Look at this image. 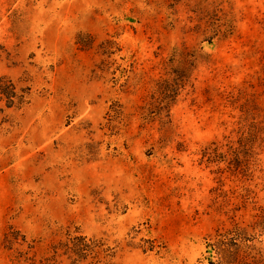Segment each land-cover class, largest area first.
<instances>
[{
	"label": "rangeland",
	"instance_id": "obj_1",
	"mask_svg": "<svg viewBox=\"0 0 264 264\" xmlns=\"http://www.w3.org/2000/svg\"><path fill=\"white\" fill-rule=\"evenodd\" d=\"M0 78V264H264V0H0Z\"/></svg>",
	"mask_w": 264,
	"mask_h": 264
},
{
	"label": "trees",
	"instance_id": "obj_2",
	"mask_svg": "<svg viewBox=\"0 0 264 264\" xmlns=\"http://www.w3.org/2000/svg\"><path fill=\"white\" fill-rule=\"evenodd\" d=\"M0 98L5 99L7 106L23 103V95H18L15 91V86L9 81H5L4 78H0ZM259 130L255 122L244 123L238 128V135L235 140L228 135L225 136V143L217 144L212 142L208 154L212 156L211 158L214 161H226V169L231 174H240L242 178H245L249 173L250 158L254 155L253 144L257 138H264L259 136ZM222 146H225L223 152L220 151ZM256 216L259 217V221L264 227V208H260V213L256 214Z\"/></svg>",
	"mask_w": 264,
	"mask_h": 264
}]
</instances>
